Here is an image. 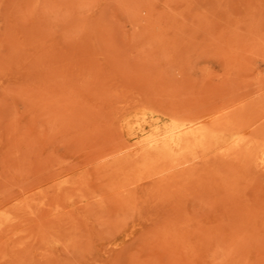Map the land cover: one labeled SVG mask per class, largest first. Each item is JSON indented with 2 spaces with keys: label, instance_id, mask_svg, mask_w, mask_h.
Masks as SVG:
<instances>
[{
  "label": "rangeland",
  "instance_id": "1",
  "mask_svg": "<svg viewBox=\"0 0 264 264\" xmlns=\"http://www.w3.org/2000/svg\"><path fill=\"white\" fill-rule=\"evenodd\" d=\"M0 264H264V0H0Z\"/></svg>",
  "mask_w": 264,
  "mask_h": 264
},
{
  "label": "bare ground",
  "instance_id": "2",
  "mask_svg": "<svg viewBox=\"0 0 264 264\" xmlns=\"http://www.w3.org/2000/svg\"><path fill=\"white\" fill-rule=\"evenodd\" d=\"M208 133L204 125L196 122L175 124L167 133L151 139L149 148L158 158L172 157L201 146Z\"/></svg>",
  "mask_w": 264,
  "mask_h": 264
}]
</instances>
